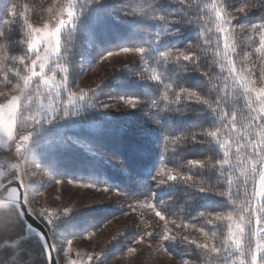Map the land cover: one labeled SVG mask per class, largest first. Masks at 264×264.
Returning <instances> with one entry per match:
<instances>
[{
	"label": "snow or ice",
	"instance_id": "1",
	"mask_svg": "<svg viewBox=\"0 0 264 264\" xmlns=\"http://www.w3.org/2000/svg\"><path fill=\"white\" fill-rule=\"evenodd\" d=\"M209 10L212 28L205 24ZM28 11V4L12 3L0 16L19 33L13 39L0 29V145L35 169L17 162L10 173L0 171V250L10 254L5 264H35L25 247L33 237L43 264H85L78 251L76 258L71 254L73 239H90L110 223L72 238L63 235L61 223L76 209L34 208L33 184L25 178L40 175L57 185L79 184L134 201L123 214L137 207L150 210L162 223L151 231L147 222L143 230L137 226L124 248L128 255L147 237V247L155 241L157 254L175 264H264V0H52L40 9L39 26ZM252 12L259 13L256 22H241ZM186 29L194 39L169 43ZM113 39L114 45L103 47ZM78 45L99 51L79 71ZM121 53L137 56L139 71L127 64L122 71L134 83L142 82L141 90L108 93V78L74 90L84 71ZM190 74L198 79L192 82ZM116 113L139 115L160 133L165 160L143 176L97 139L118 123ZM85 128L88 140L68 135ZM118 131L127 139L141 134L127 123ZM41 141L53 155L75 145L94 166L133 178L135 192L102 173L91 180L56 178L36 158ZM136 155L143 158L141 146ZM164 188L179 195L161 199ZM35 194L43 195L38 189ZM102 255L88 253V264H105Z\"/></svg>",
	"mask_w": 264,
	"mask_h": 264
},
{
	"label": "trees",
	"instance_id": "2",
	"mask_svg": "<svg viewBox=\"0 0 264 264\" xmlns=\"http://www.w3.org/2000/svg\"><path fill=\"white\" fill-rule=\"evenodd\" d=\"M18 0H0V16H3L6 9L11 6L12 3H17ZM203 3H211L212 0H201ZM211 11H207L205 24L207 27L212 28ZM259 17L258 12H252L247 17H242L241 22L252 23L256 22ZM10 18V17H9ZM0 29L10 32L13 39L19 35L18 30L14 26H6L0 19ZM122 32L126 29H121ZM132 38H135L133 33H128ZM209 36L213 33L209 32ZM214 38V37H213ZM194 39V33L190 29H186L183 35L176 40L169 41V43H186ZM116 43L115 39L111 41V44L106 42L103 47H109ZM77 51L82 53V56L77 55L75 63L77 64V71L80 70L79 65L85 62L87 57L95 58L98 54V50L78 45ZM208 56L210 59H215L211 50H209ZM139 61H133L127 63L134 71H139L136 65ZM126 65V64H124ZM123 65V66H124ZM123 66L115 69L114 71L107 74L105 78H108L106 82V92L115 94L116 92L124 90L135 89L137 91L143 88V83H134L126 74L122 71ZM218 71V69H217ZM104 78V79H105ZM103 79V80H104ZM198 79L197 74H190V80L195 82ZM196 107V106H193ZM191 115V114H190ZM114 120L118 123H114L108 127L102 135L97 137L102 147L115 152L123 157L128 166L133 170L134 174L144 175V170L153 168L159 162L165 160V156L162 154V147L160 143V133L152 125L143 121L139 115L135 114H124L116 113ZM127 123L129 126H133L141 130L140 136L135 139H127L120 135L118 126ZM68 135L78 136L81 139L88 140L91 138V134L88 129H76L68 132ZM45 141L37 142L35 146V154L38 161L45 167H48L52 172L51 175L57 176L56 178L64 179L66 177L71 179H83L91 180L99 174H103L104 178L108 179L112 184L119 186L125 191L135 192V184L133 178L125 177L119 174L116 170L109 168L106 165L94 166L90 163L83 154L75 151V145L68 151L53 155L45 151ZM137 146L143 148V158H139L136 155ZM175 194V190L164 188L159 192L161 199H168L169 196ZM175 195H179L176 193ZM121 213V209L111 207L94 206L89 208H79L74 213L65 218L60 226V231L63 235L68 238H72L73 235L82 234L94 228L101 226L106 220L112 219ZM127 226V228H126ZM102 228V227H101ZM99 228V229H101ZM136 225L131 223H125L115 231L114 235L110 238L108 246L102 252L106 251L122 252L124 251L125 245L128 244L133 238L136 232ZM140 228V227H139ZM143 230L142 228H140ZM25 247L30 248L32 251V259L35 264H43V257L40 255V249L37 245L35 237H33ZM9 253L0 250V264H5L9 259Z\"/></svg>",
	"mask_w": 264,
	"mask_h": 264
},
{
	"label": "rangeland",
	"instance_id": "3",
	"mask_svg": "<svg viewBox=\"0 0 264 264\" xmlns=\"http://www.w3.org/2000/svg\"><path fill=\"white\" fill-rule=\"evenodd\" d=\"M52 3V0H18L16 4L29 5L28 15L31 17V21L34 25L39 26L41 21V8L47 7ZM20 11V8L17 9ZM247 39V34L243 37ZM251 51V49H246ZM94 58L87 57L85 59L84 65L86 67L87 61ZM255 59V57H253ZM139 61L135 54H124L121 53L118 56L110 57L107 60L95 64L91 71H84L82 77H79V87L74 88L75 91L80 89H87L90 87H95L96 84L100 83L107 74L114 71L115 69L123 66L124 64ZM21 166L28 168V171H35L31 165H25L24 161H17V157L14 152L10 153L7 148L0 145V171L5 174L10 173L12 169V164L17 163ZM26 181L33 184L34 191L30 194L29 199L32 202L34 208L47 207L52 208H62V207H72L74 210L79 208H89L94 206L102 207H113L116 209H121V213L110 219V223H107L101 229L95 231V234L91 236L90 239L77 237L73 239L72 243V255L74 258L75 253L78 251L80 253L79 259L87 262V254L91 252L101 253L109 244L110 238L114 235L115 231L121 228L125 223H131L142 229L145 228V222L150 224L147 230L151 231L155 229L161 221L158 220L151 212L147 209L136 208L135 211L123 214V211L129 204L134 203L132 200H125L122 196L116 195L114 192L103 193L96 191L95 189H86L79 186V184L69 186L67 183L63 185H57L53 179L49 181V175H40L35 177H26ZM46 186V187H45ZM39 190L43 195H36L35 190ZM56 196H60V199H56ZM119 205L116 206V205ZM170 228L174 226L169 223ZM177 231H179L177 229ZM196 236V233H192ZM145 244L134 245L137 248V252L128 255L124 250L122 252L106 251L101 256V261L105 264H175V260H169L165 254H157L156 242H152V247L146 246L147 237L145 238ZM61 240H57L58 247L61 245ZM107 250V249H105ZM95 259V258H94ZM63 260V257H61Z\"/></svg>",
	"mask_w": 264,
	"mask_h": 264
},
{
	"label": "water",
	"instance_id": "4",
	"mask_svg": "<svg viewBox=\"0 0 264 264\" xmlns=\"http://www.w3.org/2000/svg\"><path fill=\"white\" fill-rule=\"evenodd\" d=\"M30 222L34 223L35 226L39 227L42 230H47L44 226V224H42L40 221L38 220H30Z\"/></svg>",
	"mask_w": 264,
	"mask_h": 264
}]
</instances>
